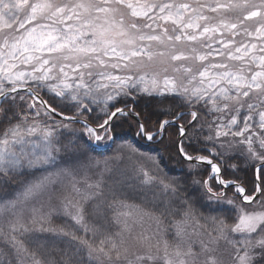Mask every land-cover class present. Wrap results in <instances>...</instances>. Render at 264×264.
Segmentation results:
<instances>
[{
	"label": "snow or ice",
	"instance_id": "snow-or-ice-1",
	"mask_svg": "<svg viewBox=\"0 0 264 264\" xmlns=\"http://www.w3.org/2000/svg\"><path fill=\"white\" fill-rule=\"evenodd\" d=\"M132 122L191 183L125 142L153 171L77 187ZM0 123V264H264V0H0Z\"/></svg>",
	"mask_w": 264,
	"mask_h": 264
},
{
	"label": "trees",
	"instance_id": "trees-1",
	"mask_svg": "<svg viewBox=\"0 0 264 264\" xmlns=\"http://www.w3.org/2000/svg\"><path fill=\"white\" fill-rule=\"evenodd\" d=\"M44 98L48 99L45 96ZM144 106V102L140 101V107L142 108ZM21 107L23 108V106ZM137 110H140V108H138ZM179 123H183V121H179ZM3 125L4 124L0 123V127H2ZM76 127H79V125H77ZM135 131L136 129L134 122H132L131 124H123L122 127H117L113 131L115 142L107 139L105 141H101V144L106 143V146H95L94 143L91 142V147L93 151H91L90 154L93 155V161H106L107 167L110 168L107 173L103 175V180L106 183H111L110 177L119 175V173L121 172H126L130 175H135V169H137L140 165H143L144 167L148 168L150 172L153 171V166L149 162H143L142 159L136 160V158H138L136 156H132L133 158H129L128 154L124 153L122 158H118L120 156V149L118 145L125 142H131L135 144L139 148L140 152L145 153L146 155H156L158 150L163 149L162 154L164 156V160L161 162V174L165 178L179 177L182 181L187 179L188 183H191L192 177L188 173V166L186 162L182 160L177 153H175L174 146L169 150L164 148V146L160 145L158 142H147L144 139L135 136ZM177 137V129H169V136L168 139L165 141V144H168L169 142H174ZM230 163L240 164V161H230ZM206 168V165L201 166L202 170H206ZM99 170H101V167L98 168V171ZM236 176L240 178V181L250 191L252 188V181L254 179V173L251 167H249L246 171H237L233 178H235ZM228 195L231 196L232 192L229 191ZM128 200L129 202L134 203L140 202L137 198H134L132 195L128 196ZM55 218L60 219L59 221L63 223L62 218ZM66 221L67 224L65 225V228H70V225H72L71 220Z\"/></svg>",
	"mask_w": 264,
	"mask_h": 264
},
{
	"label": "rangeland",
	"instance_id": "rangeland-1",
	"mask_svg": "<svg viewBox=\"0 0 264 264\" xmlns=\"http://www.w3.org/2000/svg\"><path fill=\"white\" fill-rule=\"evenodd\" d=\"M40 94L43 97L44 96L47 97L48 99H49V96L51 95L46 90L41 91ZM20 110L25 111V109L22 107L20 108ZM5 127H7L6 124H4L2 127H0V132H2ZM92 143H94L95 146L96 145H102V146L107 145L106 143L101 144V141L100 142L92 141ZM138 159L139 158H136V160H138ZM146 161L147 160H143V162H146ZM99 167H101V170L98 171ZM109 169L110 168L107 167L106 161H100V160L93 161V155L90 154V158L84 162V167H82L76 174V177H75L76 186L83 189L86 186V182H95V181L101 179V177H103V175L105 173H107V171ZM72 183H73V181L71 180V178H65L64 184L66 185V189L65 190H58L53 195V199L51 201V204L56 208V212L53 214V217H52V226L53 227H65V225L67 224L66 220H70L68 217H66L62 214V211L60 210V203H61V199H62L63 195H68L71 193ZM43 199H44V201H47V197H44ZM85 206L87 207V205H85ZM55 217L62 218L63 223L61 221H59L60 219L55 218ZM70 226H72V225H70ZM134 227H135L136 231H141V230H145V229L154 230L156 228V224L153 220L149 219L148 217H142V218L137 217V223L135 224ZM163 227H167V225H164ZM113 230H115V228H113Z\"/></svg>",
	"mask_w": 264,
	"mask_h": 264
}]
</instances>
